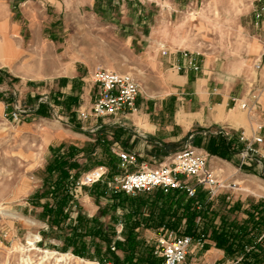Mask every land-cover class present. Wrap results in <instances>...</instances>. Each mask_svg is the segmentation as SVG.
I'll return each mask as SVG.
<instances>
[{"label": "rangeland", "instance_id": "374dc122", "mask_svg": "<svg viewBox=\"0 0 264 264\" xmlns=\"http://www.w3.org/2000/svg\"><path fill=\"white\" fill-rule=\"evenodd\" d=\"M155 1L160 4V10L164 5L166 8L169 7L167 2H162L163 0ZM263 1L181 0V6L171 20H165L163 15H160L156 20L139 21L138 31L140 35L146 36L147 28H153L164 38L170 37L172 41H180L183 48L189 52L218 57L219 68L227 67L230 61L233 65L241 67L243 61L249 58L251 67L255 68L254 60L261 55L260 37L264 41V26L257 22L255 11ZM166 8L165 10H168ZM153 9L156 10V7L153 6ZM192 16L203 17L205 28L198 30L194 22L190 21ZM11 22L23 23L18 15V0H0V32L8 31V24ZM64 24L67 25L69 34L63 38L67 42V54L57 51L46 37L43 38L44 42L40 43L41 45H37L30 34V27L25 24L22 35L15 34L11 38L24 40L26 53L16 57L7 68H0V264H93L95 260L126 264L129 253L120 249L118 244L126 243L125 216L132 210H136L137 213L130 219L135 220L137 226L134 232L136 247L132 252L131 261L138 263L140 260L150 258L151 254L158 258L156 240L159 229L156 227V217H152L149 200L141 201L137 206L134 204L113 209L110 195L99 197L92 187H77V182L86 172L100 166L107 169L105 182L125 174V170L116 167L114 143L117 138L120 146L122 145L120 142H129L131 136L135 134L134 128L129 125L127 126L129 133L119 135L112 126L98 129L94 127L95 123L100 124L101 120L82 121L78 114L70 111H65L64 120L59 121L51 117L50 108L42 110L36 107L38 105L36 97L24 93L21 95L20 91L26 86L31 91L46 86L52 80H57L58 76L66 74L65 69L57 66L61 59L77 62L79 74L86 78L84 85H92L90 76L98 66L132 75L140 87L135 109L138 108V102L148 104L147 108L153 109L155 104L159 105L161 102L147 101V96H154L156 93H176L178 90L170 77L160 75L158 79H154L149 68L152 56H149L141 45L134 49L131 47L128 38L124 36L126 32L129 34L131 22L104 21L90 14L83 20H72ZM64 24L59 28L62 29ZM253 44H256L257 48H254ZM42 62L43 65L39 67ZM27 63L35 65L34 69H27ZM2 80H5L6 84H2ZM192 88L190 84L186 88H180V92L187 93ZM96 93L95 87L92 86L91 104ZM77 99L72 101L75 109L80 106L85 109L84 111L90 109L85 107L83 101L80 103ZM14 102L26 110L20 123L8 121L3 115L4 105ZM47 102L49 103V99ZM178 104L180 105V102L174 98L168 99L169 115L174 116L176 106L179 108ZM120 117L102 121L111 125ZM68 121L76 128L84 127L87 130L79 131L71 127ZM71 132L81 134L85 138L84 144L77 145L82 152L71 159L79 165V168L70 171V175L74 177L71 178L74 183L73 198L69 204L71 220L82 214L88 218H99L104 227L113 224L115 228L108 243L95 240L97 245L89 248L87 257L76 256L71 249L65 252L62 250L64 238L69 235L70 230L67 225L61 229L52 226L48 217L44 215L43 208L48 203H54L49 193L52 190L50 184L56 180V175H49L47 166L56 157L68 155L70 147L73 146L68 143L70 137H67ZM60 139L65 141L61 143ZM98 141L102 142L101 146H98ZM184 141L185 139H179L173 143L171 155L182 151L188 145L210 154L207 148L200 146V142L196 144L197 140L195 143L190 140L187 146H184ZM104 148L106 153L102 151ZM167 162V158L158 157L148 161L152 167ZM213 170L219 180L230 184V187L222 189L215 201H209V209H217L219 216H225L228 220L235 218L236 214H230L228 206L237 198L245 208H251L263 199L259 191L263 190L262 182L254 181L248 182L249 185H242L240 181L230 180L232 170L223 166H217ZM232 183L237 185L232 186ZM237 188L242 191L231 193L233 192L231 190ZM143 199H146V196ZM239 216L241 217L240 214ZM70 222L72 221H67V224ZM185 223L186 221L182 220L177 226L178 234L185 232ZM85 241L89 242L90 239L85 238ZM217 249L224 253V258L212 259L204 248L193 247L188 258L189 264H242L238 260L226 257L223 249Z\"/></svg>", "mask_w": 264, "mask_h": 264}, {"label": "crops", "instance_id": "0c3cea01", "mask_svg": "<svg viewBox=\"0 0 264 264\" xmlns=\"http://www.w3.org/2000/svg\"><path fill=\"white\" fill-rule=\"evenodd\" d=\"M162 2H167L169 7L166 8L164 5L160 10V4L155 0H18V15L23 23L11 22L8 24V31L0 32V68H7L16 57L26 53L24 40L11 38L15 34L21 36L25 24L30 27V34L37 45L44 42L43 38L46 37L57 51L67 54V42L63 38L69 34L64 22L80 21L90 14L104 21L131 22L129 34L124 31V36L128 38L131 47L134 49L141 45L146 53L152 56L149 68L152 70L154 79H158L160 75L170 77L178 91L147 96V101L161 103L149 109L148 104L138 102V108L134 112L121 115L114 124L109 125L108 122L101 120L100 124L95 123L94 127L112 126L119 135H123L129 133L127 126L130 125L135 133L130 141L120 142L122 144L120 146L116 137L114 146L119 150L136 154L138 164L149 166H153L148 163L153 157L168 159L172 156L173 143L179 139H185L184 146H187L190 140L194 143L197 140L196 144L200 142L202 148H207L212 141L216 142L219 138H224L230 144L227 159L201 150L209 156L210 167L223 166L232 170L230 180L240 181L242 185H249L248 182L255 181L262 182L264 187V41L260 37L261 55L254 60L256 64L261 63L260 70L251 67L250 58L244 60L241 67L233 65L230 61L227 67L219 68L220 58L206 56L200 52H189L183 48L180 41H172L170 37L164 38L153 28H147L146 36L140 35L139 21L156 20L160 15H163L165 20H171L181 6V0H163ZM203 20V17L190 18L198 30L205 28ZM63 24L64 27L60 29L59 26ZM253 47L257 48V45L253 44ZM41 65L43 62L38 66ZM34 66L26 64L27 69ZM57 66L65 69L66 74L32 91L26 86L20 93L36 97L38 109L50 108L51 117L63 121L65 111L79 114L85 110L82 106L75 109L72 104L74 99L78 98L77 101L80 103L83 101L87 108L91 106L90 91L93 84L84 85L86 78L79 74L76 61L61 59ZM2 84H6L5 80H2ZM190 84L193 86L191 91L180 92V88H186ZM171 97L180 102L178 109L176 106L174 116L169 115L167 109V101ZM137 101L138 98L136 103ZM241 101L246 102L251 110L242 109ZM15 103L4 105V110L6 108L12 110ZM68 124L71 123L68 121ZM70 126L76 128L72 124ZM76 129L87 130L84 127ZM92 130L93 128L90 131ZM242 135L245 136L246 141H241ZM67 137H70L68 143L76 148H80L77 146L79 143H85V138L81 134L71 132ZM255 138H261L262 142L254 143L250 156L243 157L242 153L247 146V141L253 142ZM59 141L62 143L65 140ZM240 190L237 188L231 190L233 191L231 193H238ZM259 191L263 199L251 208H245L238 202V198L230 202L228 210L230 214H236L233 219L228 220L225 216H219V211L214 209L216 213L213 221L214 228L218 230L223 219L230 221V226L235 223L241 226L249 223L250 214L255 211L257 205H260L259 219L262 231L259 240L260 247L264 249V190ZM218 197L219 195L214 201ZM204 250L212 259L224 258V253L216 248V243L210 236L206 240Z\"/></svg>", "mask_w": 264, "mask_h": 264}, {"label": "trees", "instance_id": "16d2710c", "mask_svg": "<svg viewBox=\"0 0 264 264\" xmlns=\"http://www.w3.org/2000/svg\"><path fill=\"white\" fill-rule=\"evenodd\" d=\"M101 146L102 142H97ZM211 155L227 159L230 153V144L224 138L210 143L207 147ZM106 153L105 148L102 150ZM108 151V150H107ZM82 151L72 146L66 157H56L48 166L49 175H56V180L50 184L52 190L50 195L54 200L53 204H46L44 215L48 217L52 226L61 229L66 226L69 228V235L64 238V252L71 249L72 253L79 257L89 256V248L97 245L95 240L108 243L112 233L114 234L113 224L104 227L99 218H88L79 214L75 220H71L69 204L73 198L74 183L70 171L79 168L74 159ZM117 157V156H116ZM119 166L117 157L116 167ZM94 193L99 197L107 195L113 200L112 207H124L126 205H139L141 201L149 200L152 206V217H156L157 228L176 231L182 220H185V232L183 235L191 236L195 239L208 236L212 237L216 247L225 251L226 257L230 260H238L242 264H264V249L260 247L259 235L262 231L259 219L260 205L255 207V211L250 214L249 223L244 225L233 224L230 221L222 220L221 227L216 230L213 225L216 213L209 209L208 193L199 189L195 197H189L185 190L176 189L164 192L157 189L152 193H140L136 196L124 193H109L106 183H99L92 186ZM146 199H143L145 198ZM133 202V203H131ZM137 213L136 210L129 211L125 216L126 223V243H119L118 247L129 253L126 264H159L160 259L152 256L138 263L131 261L132 252L135 244V228L137 223L130 219ZM67 221H72L67 224ZM85 238L90 241L86 242ZM108 247V246H107ZM109 249V248H108ZM118 264V262H117Z\"/></svg>", "mask_w": 264, "mask_h": 264}, {"label": "built area", "instance_id": "2783aa9c", "mask_svg": "<svg viewBox=\"0 0 264 264\" xmlns=\"http://www.w3.org/2000/svg\"><path fill=\"white\" fill-rule=\"evenodd\" d=\"M255 18L264 26V1L255 11ZM255 69L260 70L261 63H257ZM90 78L97 93L90 109L79 112L80 120L98 122L135 110L140 87L132 75L98 66L92 71ZM240 107L251 110V107L243 101L240 102ZM25 113V109L15 104L12 110L6 108L3 115L8 121L20 123ZM98 128L100 127L97 126ZM240 139L246 141L244 135ZM261 142V138H255L253 142L247 141L242 156L245 158L250 156L253 152V144ZM113 153L119 159L118 168L125 170L124 175L105 182L107 169L100 166L86 172L77 182V187H92L99 183H106L109 193L133 196L140 193H152L157 189L164 192L183 189L189 197H195L197 191L201 189L208 193V201L214 200L222 189L230 187V184L219 180L213 168L210 167L209 156L190 146L170 156L167 163L156 167L138 164V156L134 153L118 148H114ZM129 168L132 170H128ZM232 186L235 185L232 184ZM207 238L195 239L168 229H159L156 240V254L161 260L159 264H189L188 258L192 248L203 249ZM93 264H112V262L95 260Z\"/></svg>", "mask_w": 264, "mask_h": 264}, {"label": "bare ground", "instance_id": "6f19581e", "mask_svg": "<svg viewBox=\"0 0 264 264\" xmlns=\"http://www.w3.org/2000/svg\"><path fill=\"white\" fill-rule=\"evenodd\" d=\"M238 182V181H237ZM240 183V182H239ZM262 189L264 190V187L262 186ZM47 255H51V254H49V253H47ZM59 260V259H58ZM69 260H70V258H69Z\"/></svg>", "mask_w": 264, "mask_h": 264}]
</instances>
